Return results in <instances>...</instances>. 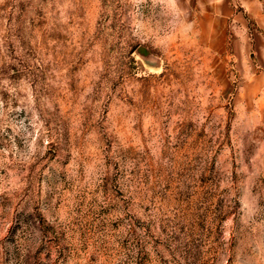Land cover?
Instances as JSON below:
<instances>
[{
  "label": "rangeland",
  "instance_id": "374dc122",
  "mask_svg": "<svg viewBox=\"0 0 264 264\" xmlns=\"http://www.w3.org/2000/svg\"><path fill=\"white\" fill-rule=\"evenodd\" d=\"M0 264H264V0H0Z\"/></svg>",
  "mask_w": 264,
  "mask_h": 264
}]
</instances>
